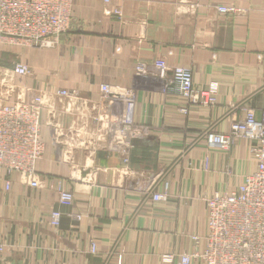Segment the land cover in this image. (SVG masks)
<instances>
[{"label":"crops","instance_id":"0c3cea01","mask_svg":"<svg viewBox=\"0 0 264 264\" xmlns=\"http://www.w3.org/2000/svg\"><path fill=\"white\" fill-rule=\"evenodd\" d=\"M72 20L54 48L0 46V100L40 96L45 145L39 188L13 175L6 190L0 177V264H179L163 256L204 249L192 237L207 233V200L256 168L246 140L220 151L205 134L228 132L245 109L264 115V0H73ZM157 59L190 68L199 90L218 83L216 104L182 114L187 103L165 92L170 74ZM17 63L33 74L12 75ZM102 85L136 94L134 123L147 132L133 139L128 164L107 149ZM59 185L73 193L70 207L60 205Z\"/></svg>","mask_w":264,"mask_h":264},{"label":"built area","instance_id":"2783aa9c","mask_svg":"<svg viewBox=\"0 0 264 264\" xmlns=\"http://www.w3.org/2000/svg\"><path fill=\"white\" fill-rule=\"evenodd\" d=\"M108 3L110 0H104ZM72 0H0V46L54 48L62 35L72 27ZM221 14H234L233 7H218ZM163 76L170 74L163 84L165 92L186 101L187 107L180 112L187 115L190 107H212L217 102L219 85L210 83L208 89L195 88L193 72L186 67H168L164 59L153 63ZM149 65L139 62L136 73L145 75ZM14 76L32 75L31 68L17 63L11 70ZM101 91L110 100L111 114L106 119L107 133L113 140L107 145L117 152L125 164L129 163L132 141L144 127L134 123L136 94L132 89H120L102 85ZM60 96H70L67 91H58ZM42 98L31 100L19 98L15 102L0 100V177L6 176V190L10 189L9 177L20 175L33 188H39L37 164L43 158L45 145L41 136ZM245 116L232 120L227 133L207 132L205 141L209 148L229 151L238 140L251 145V158L256 168L234 190L214 193L207 200L208 222L204 237H193L196 243L204 242L202 251L192 254H167L165 262L179 260L180 264H264V115L257 119L255 111L245 109ZM59 203L70 207L74 202L72 192L58 187ZM154 201L165 198V194L153 193ZM62 213L53 211L51 225L59 227ZM0 245V262L4 252ZM91 253H97L95 243Z\"/></svg>","mask_w":264,"mask_h":264},{"label":"bare ground","instance_id":"6f19581e","mask_svg":"<svg viewBox=\"0 0 264 264\" xmlns=\"http://www.w3.org/2000/svg\"><path fill=\"white\" fill-rule=\"evenodd\" d=\"M217 8H218V7H217ZM72 9H73V0H72ZM72 9H71V10H72ZM72 22H73V20H72ZM229 130H230V129H229ZM226 133H227V132H226ZM42 140H43V139H42ZM247 142H248V141H247ZM248 143H249V142H248ZM44 151H45V150H44ZM43 155H44V154H43ZM206 234H207V233H206ZM206 234H205V235H206ZM205 235H204V236H205ZM204 236H202V237H204ZM195 237H198V236H195ZM192 240H193V237H192ZM194 242H195V241H194ZM195 243H196V242H195ZM200 243H203V244H204V242H202V241L199 242V243H196V244H200ZM204 247H205V244H204ZM190 254H192V253H190ZM166 255H167V254H166ZM172 255H176V254H172ZM178 255H180V254H178ZM175 260L178 261V263H179V260H178V259H175ZM163 262H165V261L163 260ZM173 262H175V261H173ZM173 262H165V263H173ZM179 264H180V263H179Z\"/></svg>","mask_w":264,"mask_h":264}]
</instances>
